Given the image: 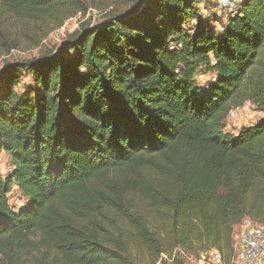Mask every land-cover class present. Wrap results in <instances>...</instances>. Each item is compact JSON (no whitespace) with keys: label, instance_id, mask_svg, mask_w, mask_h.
<instances>
[{"label":"trees","instance_id":"1","mask_svg":"<svg viewBox=\"0 0 264 264\" xmlns=\"http://www.w3.org/2000/svg\"><path fill=\"white\" fill-rule=\"evenodd\" d=\"M208 2L135 0L0 71V264H186L233 248L246 219L264 227V118L226 131L247 103L264 113V0H242L221 31ZM85 9L0 0V24Z\"/></svg>","mask_w":264,"mask_h":264},{"label":"rangeland","instance_id":"2","mask_svg":"<svg viewBox=\"0 0 264 264\" xmlns=\"http://www.w3.org/2000/svg\"><path fill=\"white\" fill-rule=\"evenodd\" d=\"M85 11L77 13L71 18L62 21L47 20L15 21L13 17L3 15L0 24V71L8 64L39 59L50 52L59 50L67 36L73 34L82 25L94 26L102 23L110 13H122L134 5L135 0H82ZM203 18L214 23V27L221 31L222 25L228 20L230 11L223 10L218 0H209L206 5L200 6ZM189 29V28H188ZM210 81L209 76H201L198 83L205 87ZM32 85L30 76L24 75L19 89ZM264 118V113L258 111L253 105L247 103L238 109L235 118L228 119L226 131L237 135L242 128L250 127ZM12 171L11 158L5 153L0 154V174L5 178ZM9 203L15 210L26 207L28 201L17 187H13L9 195ZM253 225L249 220H244L236 227L235 237L240 236L244 229ZM212 249V248H211ZM226 264H242L237 251L233 248L226 249L223 253ZM164 258V257H163ZM166 259V258H165ZM186 264H196L184 259ZM160 264V262L158 263ZM258 264H264V255Z\"/></svg>","mask_w":264,"mask_h":264},{"label":"built area","instance_id":"3","mask_svg":"<svg viewBox=\"0 0 264 264\" xmlns=\"http://www.w3.org/2000/svg\"><path fill=\"white\" fill-rule=\"evenodd\" d=\"M241 1L218 0V4L221 9L230 11L233 14ZM237 114L238 109L232 111L229 119L235 118ZM233 246L242 264H258L264 255V227L250 225L247 229H244L240 236L236 237ZM163 257L167 258L166 255H163ZM185 257L196 264H226L223 254L216 249L203 252L198 257L190 254H185Z\"/></svg>","mask_w":264,"mask_h":264}]
</instances>
